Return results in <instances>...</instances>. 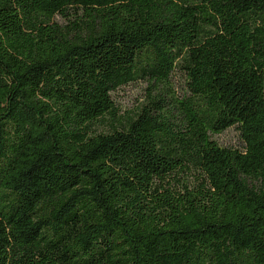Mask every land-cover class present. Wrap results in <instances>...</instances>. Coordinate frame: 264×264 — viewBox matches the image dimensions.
Instances as JSON below:
<instances>
[{"label": "trees", "instance_id": "obj_1", "mask_svg": "<svg viewBox=\"0 0 264 264\" xmlns=\"http://www.w3.org/2000/svg\"><path fill=\"white\" fill-rule=\"evenodd\" d=\"M0 264H264V0H0Z\"/></svg>", "mask_w": 264, "mask_h": 264}, {"label": "rangeland", "instance_id": "obj_2", "mask_svg": "<svg viewBox=\"0 0 264 264\" xmlns=\"http://www.w3.org/2000/svg\"><path fill=\"white\" fill-rule=\"evenodd\" d=\"M174 86L179 95H183L184 90V76L181 73H176L173 77ZM147 84L145 82H134L122 86L115 92L111 93L114 105L119 109V114L132 111L143 100L146 93ZM214 139L222 147L240 148L241 142L239 134L233 127L216 134Z\"/></svg>", "mask_w": 264, "mask_h": 264}]
</instances>
